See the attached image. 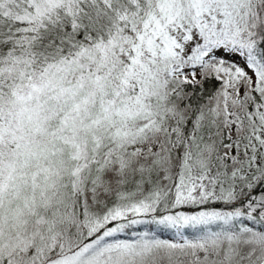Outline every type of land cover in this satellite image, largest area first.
<instances>
[{
	"label": "snow or ice",
	"instance_id": "obj_1",
	"mask_svg": "<svg viewBox=\"0 0 264 264\" xmlns=\"http://www.w3.org/2000/svg\"><path fill=\"white\" fill-rule=\"evenodd\" d=\"M0 264H264V0H0Z\"/></svg>",
	"mask_w": 264,
	"mask_h": 264
}]
</instances>
